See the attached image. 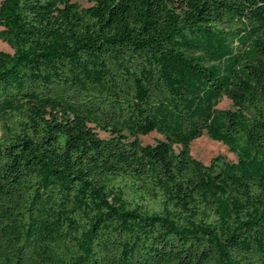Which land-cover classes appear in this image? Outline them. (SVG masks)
I'll return each mask as SVG.
<instances>
[{
  "label": "trees",
  "instance_id": "trees-1",
  "mask_svg": "<svg viewBox=\"0 0 264 264\" xmlns=\"http://www.w3.org/2000/svg\"><path fill=\"white\" fill-rule=\"evenodd\" d=\"M89 1L0 7V264H264V0Z\"/></svg>",
  "mask_w": 264,
  "mask_h": 264
},
{
  "label": "rangeland",
  "instance_id": "rangeland-1",
  "mask_svg": "<svg viewBox=\"0 0 264 264\" xmlns=\"http://www.w3.org/2000/svg\"><path fill=\"white\" fill-rule=\"evenodd\" d=\"M79 3L83 8H87L92 6L89 0H74ZM3 3V0H0V7ZM0 51L7 54H14V48L6 41L0 40ZM219 109H231L232 102L227 98L223 99V101L218 105ZM102 138H108L109 136L105 133H100ZM164 138L157 133H151L146 136L139 137L141 143L146 145H155L157 141L163 140ZM191 154L194 158L198 159L205 165H209L211 160L218 156L223 155L227 157V159L231 162H237L238 157L232 153L227 146L220 142L213 141L209 138L207 133L192 142L191 144Z\"/></svg>",
  "mask_w": 264,
  "mask_h": 264
}]
</instances>
